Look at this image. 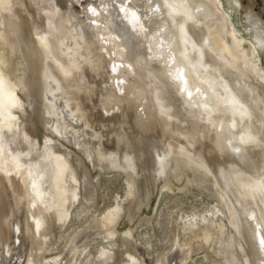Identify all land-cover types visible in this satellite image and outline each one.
Here are the masks:
<instances>
[{
  "label": "bare ground",
  "instance_id": "1",
  "mask_svg": "<svg viewBox=\"0 0 264 264\" xmlns=\"http://www.w3.org/2000/svg\"><path fill=\"white\" fill-rule=\"evenodd\" d=\"M0 76V264H264V22L241 0H0Z\"/></svg>",
  "mask_w": 264,
  "mask_h": 264
},
{
  "label": "snow or ice",
  "instance_id": "2",
  "mask_svg": "<svg viewBox=\"0 0 264 264\" xmlns=\"http://www.w3.org/2000/svg\"><path fill=\"white\" fill-rule=\"evenodd\" d=\"M122 12H125V13H128L130 10L126 7V6H121V9H120ZM89 11H92V12H95V9L93 8H89ZM199 11V10H198ZM139 20V16L137 15L136 11L135 10H131L130 11V19H129V23H134L136 21ZM142 29L144 32H147L148 29L147 28H143V25H141ZM133 31H135V29H133ZM181 31H183V25H181ZM38 39H41L40 37H38ZM41 42L43 43L44 41L41 39ZM121 51H123V49H120ZM151 47L149 48V51H151ZM111 56H115L116 55V52L113 51L110 53ZM172 59V58H170ZM121 67H124V68H128L130 70L131 68V65H125V64H117L115 62L112 63L111 65V70L115 73L117 72L118 68H121ZM177 78H179L183 83H187L186 80H184V76H183V71L182 70H177ZM3 83V78L2 76H0V84ZM116 84L117 85H120V84H123V81L122 80H119L117 79L116 80ZM182 91L184 89H181ZM197 91H199V89H197ZM189 96H191V93L189 92L188 93ZM232 103H239L238 101H236L235 99H233ZM0 107H3V105H0ZM14 107H17V102L15 100V97L12 96L11 94H9L8 96V108H9V111L11 108H14ZM242 107V105H241ZM14 119V117H13ZM238 151V149H237ZM35 184H33V188H35ZM257 190H261V191H264V186H261L260 189H257ZM33 207H35V205H33ZM251 218H254V217H251ZM37 228H39V222L37 221ZM15 231H20L19 227L17 226V228L15 229ZM257 235H260V239H259V244H260V247L261 249H264V234H261L259 231L257 232Z\"/></svg>",
  "mask_w": 264,
  "mask_h": 264
},
{
  "label": "rangeland",
  "instance_id": "3",
  "mask_svg": "<svg viewBox=\"0 0 264 264\" xmlns=\"http://www.w3.org/2000/svg\"><path fill=\"white\" fill-rule=\"evenodd\" d=\"M241 1H242L243 5L249 6L250 8H252L253 13L256 15V17L261 18L262 21L264 22V0H241ZM56 94L58 95L59 93H56ZM61 103L63 105V101L62 102L58 101V104H61ZM63 112H68V111H66L64 108H59L58 113H63ZM67 120H72V122H71L72 125L76 126V123L73 122L74 119H72V117L71 118L69 117ZM141 161H142V159H141Z\"/></svg>",
  "mask_w": 264,
  "mask_h": 264
}]
</instances>
